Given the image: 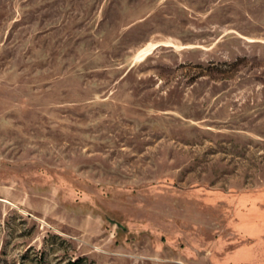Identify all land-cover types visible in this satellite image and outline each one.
<instances>
[{
    "label": "rangeland",
    "instance_id": "rangeland-1",
    "mask_svg": "<svg viewBox=\"0 0 264 264\" xmlns=\"http://www.w3.org/2000/svg\"><path fill=\"white\" fill-rule=\"evenodd\" d=\"M0 264H264V0H0Z\"/></svg>",
    "mask_w": 264,
    "mask_h": 264
}]
</instances>
